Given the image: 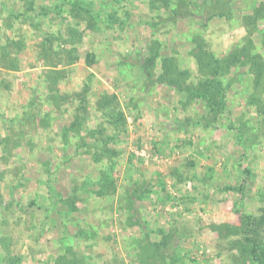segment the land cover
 Segmentation results:
<instances>
[{
	"label": "rangeland",
	"instance_id": "1",
	"mask_svg": "<svg viewBox=\"0 0 264 264\" xmlns=\"http://www.w3.org/2000/svg\"><path fill=\"white\" fill-rule=\"evenodd\" d=\"M66 1L0 0V264H255L225 226L264 210V70L229 69L211 124L154 79L168 59L195 87L199 46L222 58L248 38L264 62V0H81L94 20Z\"/></svg>",
	"mask_w": 264,
	"mask_h": 264
},
{
	"label": "trees",
	"instance_id": "2",
	"mask_svg": "<svg viewBox=\"0 0 264 264\" xmlns=\"http://www.w3.org/2000/svg\"><path fill=\"white\" fill-rule=\"evenodd\" d=\"M81 0H69L68 2L60 3V6H64L65 3L70 6V14L74 16V18H79L80 14L83 16L87 15V18L94 20V13L90 9V7L81 9ZM28 9H31L34 5V2L28 3ZM55 10L60 11V7L58 5L54 6ZM82 10V11H79ZM200 10V9H199ZM176 12V11H174ZM44 14V13H43ZM46 14V13H45ZM188 13H185L187 15ZM264 16V5L260 6V8L256 9L254 14L252 15V23L254 24L259 17ZM74 29H69L70 35L73 38V35H75ZM264 37V36H263ZM48 38L46 39V42H48ZM253 44L250 38L246 40V43L243 46H235V48L227 53L222 58H217L213 55L212 52L207 51L206 49L201 48V46L196 49L197 51V62L199 66V73L200 77L197 82V85L190 86L186 83L183 85V81L179 82V72L176 69L172 68V65H170V60L168 59H160V69L161 72L159 75L155 76L154 81H157L159 84H166L167 86L175 87L178 90H183L187 92L188 97L191 100H201L203 103L204 110L212 115V119L207 122V124H211L212 121H214L225 109V87L222 81V78L225 74L228 73L229 69L231 67H234L236 65H247L249 66L250 71L254 73V80L255 83L259 81V78L262 76V72L264 70V62L261 59L260 56L253 54ZM263 47H264V38H263ZM62 54L68 53V51H61ZM46 55H58L59 52L54 51H41V54ZM60 56V55H59ZM70 57V55L68 54ZM155 58H159L156 55H152V58L149 57L148 59L144 60L141 66V69L145 70V74L147 77H150V73L148 72L149 67L151 68L152 63L154 62ZM62 61V59H60ZM71 62V59L69 60ZM68 61V62H69ZM148 63V64H146ZM148 65V68L146 66ZM255 68V70L252 69ZM61 70H57L52 74H49V79H54L57 75L61 74ZM113 98V97H112ZM102 104H101V110L108 107V105H111V102L108 101V98L106 95L102 96ZM264 103V101H263ZM262 112V118H260V123L262 124V127H259L258 129L260 131L264 132V105H261ZM114 114V119L116 122L124 123L126 120L124 118L123 113L120 110L112 109ZM106 112V111H105ZM245 133L241 130H237L235 133V139L236 142L240 145L242 150H246V140H244ZM103 146V145H102ZM99 149V147H97ZM88 152V151H87ZM100 182V180H99ZM100 184V183H99ZM226 191H232L233 188L225 189ZM67 201H63L62 204L65 206H69V204L66 203ZM33 204V203H32ZM71 208V207H69ZM227 228V234L232 235H243L245 236V242L246 245H242L241 243H232V244H238L239 249V255H241L242 262L244 263L246 260L251 261L255 264H264V243H262L260 238V230L264 227V210L261 213L259 217H253L252 215H244L242 216L240 220V224L238 226H225ZM160 244V246H159ZM166 246V241H162L161 243L155 244V249L157 250L161 246ZM240 245V246H239ZM55 264H73V261L69 259V257H66L65 255H61L56 259Z\"/></svg>",
	"mask_w": 264,
	"mask_h": 264
}]
</instances>
